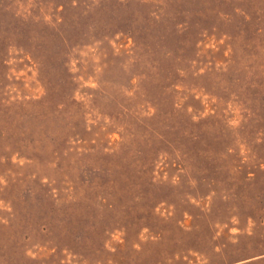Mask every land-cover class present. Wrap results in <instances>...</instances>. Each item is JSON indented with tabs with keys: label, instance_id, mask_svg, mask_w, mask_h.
Here are the masks:
<instances>
[{
	"label": "rangeland",
	"instance_id": "obj_1",
	"mask_svg": "<svg viewBox=\"0 0 264 264\" xmlns=\"http://www.w3.org/2000/svg\"><path fill=\"white\" fill-rule=\"evenodd\" d=\"M0 264H264V0H0Z\"/></svg>",
	"mask_w": 264,
	"mask_h": 264
}]
</instances>
